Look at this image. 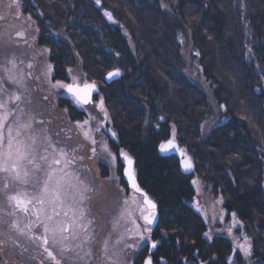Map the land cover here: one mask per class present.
Here are the masks:
<instances>
[{"label": "trees", "instance_id": "1", "mask_svg": "<svg viewBox=\"0 0 264 264\" xmlns=\"http://www.w3.org/2000/svg\"><path fill=\"white\" fill-rule=\"evenodd\" d=\"M18 1L53 77L65 78L79 59L99 84L117 143L157 203L159 256L167 264H264V0ZM181 30L205 85L186 70ZM111 69L120 74L105 83ZM172 135L192 159L190 174L176 155L160 154ZM196 177L220 199L225 222L240 224L248 261L227 235L207 239L193 205Z\"/></svg>", "mask_w": 264, "mask_h": 264}, {"label": "rangeland", "instance_id": "2", "mask_svg": "<svg viewBox=\"0 0 264 264\" xmlns=\"http://www.w3.org/2000/svg\"><path fill=\"white\" fill-rule=\"evenodd\" d=\"M7 5L8 0H0V17H3L0 19V104L4 105L0 108V117H7L0 120V264H57V261L60 264H144L147 258H150L151 264L170 263L157 253L160 238L154 235L158 220L154 226L145 224L141 215V207H147L143 203V194L135 192L124 175L126 160L122 153L132 159L133 173L137 179L135 159L117 143L113 121L104 102L103 109L98 107L102 100L98 95L99 84L85 76L79 59H76L65 78L53 77L47 49L43 47L39 50L35 41L34 23L22 13L20 3L19 8ZM103 12L111 15V19L106 15L109 21L115 19L110 9L104 7ZM17 32H22L23 36H17ZM178 39L187 72L195 81L205 85L189 32L181 30ZM40 54L44 56L40 57ZM108 72L103 76L105 83L119 76L107 82L105 75ZM56 81L81 86L94 83L97 90L91 94L90 103L78 105L66 89L52 87ZM17 95L20 100L13 99ZM14 116H18V120ZM25 123H30L31 127H20ZM9 128L12 129L13 138L11 158L8 155ZM169 139L174 140L178 149L183 151L181 158L190 160L191 170L183 171L181 158L173 152L163 154L159 146L160 154L176 155L180 170L184 174L192 173V159L180 148L173 135L161 143ZM17 146L27 153V157L19 161L21 175L28 173L26 182L15 181L14 174L4 171V168L16 162ZM61 150L66 154L64 157L60 156ZM54 159H60V164H52ZM30 160L39 168L29 163ZM53 169L71 173L61 181L60 200H63V204L57 200L55 209L59 215H53L49 201L52 199L51 189L64 172H56L49 182L50 192L44 195L43 205L29 206L30 209H44L39 218L31 210L27 214L17 210L15 215H9L13 208L8 205L7 196L24 192L30 197H40L47 173ZM137 182L144 189L138 179ZM193 182L196 191L193 205L205 218L207 239L225 234L233 242L234 248L247 259L250 252L245 255L239 245H250V241H245L244 232L236 231V226L240 224L234 220L226 223L220 199L212 195L197 177L193 178ZM72 185L76 186L75 189ZM84 185L93 191L84 193L85 199L81 202L78 192ZM65 191L69 193L68 196L64 195ZM149 197L154 201L158 214L156 201ZM81 211L83 217H80ZM74 215L79 218L75 225L71 223ZM49 216L51 220L47 219ZM13 221H17L19 229L23 231L12 228ZM45 224L49 228L67 226L68 230L57 232L56 242H53L52 233L44 231ZM137 231L145 237L144 240L135 234ZM153 242H156V247H152Z\"/></svg>", "mask_w": 264, "mask_h": 264}, {"label": "snow or ice", "instance_id": "3", "mask_svg": "<svg viewBox=\"0 0 264 264\" xmlns=\"http://www.w3.org/2000/svg\"><path fill=\"white\" fill-rule=\"evenodd\" d=\"M97 2H99V0H97ZM8 7H13L15 6L16 8H19V2L18 0H8ZM106 15H109V19H111V15L106 13ZM3 17H0V19H2ZM0 35H2V33H0ZM17 36H23L22 32H17L16 33ZM11 62V61H10ZM49 70H51V66L49 65ZM119 75V70H116L114 72H109L108 73V77L111 78L113 76ZM9 79H12V77H9ZM53 88H63L66 89V91L71 95V97L73 98V100L75 101L76 104L78 105H85L91 102V93L92 91L95 89V84H88V83H84L83 86L78 85V84H74V83H68L65 84L61 81H56L55 84H52ZM13 99L15 100H20V96H14ZM4 107L3 104H0V108ZM98 107H100L101 109H103V101L101 100V102L99 103ZM7 117H0V120L2 119H6ZM42 123V121H41ZM85 123H87V121H85ZM78 126H79V122H77ZM20 127L22 128H30L31 124L30 123H25L20 125ZM19 130H17V136H19ZM115 135V134H113ZM85 136H87V133H85ZM93 143H95V141H93ZM19 145V142H18ZM12 146H13V138H12V129L9 128V158H11L12 156ZM174 141L172 139L167 140L166 142H163L160 144V150L161 151H167L169 149L174 148ZM16 162L12 163L10 167H6L4 168V171H7L10 174H14L13 175V179L15 181H21V182H26V177L28 176L27 172L23 173V176L21 175L20 172V168H19V161L23 160L27 157V153H25L24 151L21 150V148L19 146H17L16 148ZM95 151V150H93ZM66 154L63 152V150L60 151V156L64 157ZM124 160L127 161L129 167L125 168V174L127 175L129 182L132 186V188L134 189L135 192H142V190L139 188V186L136 184L135 182V177L133 175L132 172V159L127 156V154L122 153ZM41 159H46L45 157H41ZM60 159H54L52 161V164L55 165H59L60 164ZM29 163H33V166L36 168H39V165H36L33 161H29ZM51 167V165H49ZM184 167L186 169L191 168V163L190 161L185 160L184 161ZM56 172H64L63 169H53L52 171H49L47 173V179L44 181V187L42 190V195L40 197H30L27 193L24 192H17L15 195H8L7 196V203L8 205L12 206L13 211L11 213H9V215H15L16 211L19 210L20 212H23L25 214L29 213L30 210L31 212L35 213L37 215V218H39L40 214L44 211V209L41 208H35L32 207L30 209V205L33 204H40L43 205L45 203V199H44V195L48 194L50 192L49 189V182L53 179L54 175ZM71 173H67L64 172V175L59 177L56 180V184L55 186L51 189V194H52V199L49 201V203L51 204L52 208H53V215H59V213H57L55 211L57 204L56 201L60 200L61 197V181L64 179L65 176H70ZM78 179V178H77ZM79 183L81 185H83L82 181H79ZM5 187H7V185H5ZM72 188L75 189V185L71 186ZM93 191V189L89 188L88 186L84 185L82 188H80L78 195L80 197V201L83 202V200L85 199L84 193L86 192H90ZM65 196H68L69 193L67 191L64 192ZM125 203H127V201H125ZM143 203L144 205H146V209L141 207V215L143 217V220L145 222V224H152L153 219L155 217V207L156 205L149 199V197L147 196L146 193L143 194ZM60 204H63V200H60ZM147 211V215H144V212ZM84 213L81 211L80 213V217H83ZM65 216H67V212H65ZM48 220H51L52 217L49 216L47 217ZM79 218L76 217L75 215L73 216L71 223L73 225H75L77 223V220ZM133 223H135L133 221ZM12 228L17 229L18 231H23L22 229H19L18 227V223L17 221H13ZM81 227H86L85 225H81ZM68 230V227H53V228H49L47 224H45L44 226V231L45 233H52V237H53V242H56V235L57 232L63 233L65 231ZM131 231V230H130ZM145 231H150V229H145ZM136 235H138L140 237V240H144L145 237L143 235H141L138 231L135 233ZM245 241L247 242L248 237H244ZM45 244H47V238H45L44 240ZM105 244H107V241L105 242ZM152 247H156V242H153ZM239 248L245 253V255L249 254L250 252V245H248L247 243L245 244H240ZM45 251H47V249H45ZM49 256H52L51 252H48ZM54 258V257H53ZM57 264H60L59 261H57ZM144 264H151V260L150 259H146L144 261Z\"/></svg>", "mask_w": 264, "mask_h": 264}, {"label": "water", "instance_id": "4", "mask_svg": "<svg viewBox=\"0 0 264 264\" xmlns=\"http://www.w3.org/2000/svg\"><path fill=\"white\" fill-rule=\"evenodd\" d=\"M114 71H116V70H111V71H109V72H114ZM108 72V73H109ZM108 73L105 75V79H106V81L107 82H109L110 80H112L113 78H116L118 75H116V76H113V77H111V78H109L108 77ZM91 84H93V83H91ZM96 86V85H95ZM97 90V87H95V89L92 91V93L91 94H93L95 91ZM174 141V140H173ZM174 145H175V147L174 148H172V149H169V150H167V151H161L163 154H166V153H168V152H173V153H175V154H177L180 158L183 156V151L182 150H179L178 149V145H177V143L174 141ZM185 160H187V161H190L188 158H181V160H180V166H181V169L183 170V171H185V172H189L190 170H191V168H188V169H186L185 167H184V161ZM126 162V164H125V167H124V175H125V177H126V180H127V182H128V184L131 186V184H130V182H129V179H128V177H127V175L125 174V168H127V167H129V165H128V163H127V161H125ZM131 168H132V172H133V166L131 165ZM133 175H134V177H135V182H136V184L139 186V184H138V182H137V179H136V176H135V174L133 173ZM140 188V187H139ZM141 189V188H140ZM142 190V194H144V193H146V191L144 190V189H141ZM147 194V193H146ZM147 196L149 197V195L147 194ZM149 199L154 203V201L149 197ZM155 204V203H154ZM144 215H147V212L144 214ZM157 220H158V214H157V210H156V207H155V217H154V219H153V222H152V226H154L156 223H157ZM153 244V243H152ZM151 251H152V248L150 249ZM147 259H150V258H147Z\"/></svg>", "mask_w": 264, "mask_h": 264}, {"label": "flooded vegetation", "instance_id": "5", "mask_svg": "<svg viewBox=\"0 0 264 264\" xmlns=\"http://www.w3.org/2000/svg\"><path fill=\"white\" fill-rule=\"evenodd\" d=\"M77 111H79V110H77ZM13 118L16 119V120H18V116H14ZM32 213H33V212H32Z\"/></svg>", "mask_w": 264, "mask_h": 264}]
</instances>
